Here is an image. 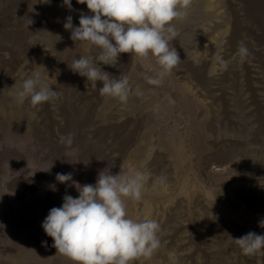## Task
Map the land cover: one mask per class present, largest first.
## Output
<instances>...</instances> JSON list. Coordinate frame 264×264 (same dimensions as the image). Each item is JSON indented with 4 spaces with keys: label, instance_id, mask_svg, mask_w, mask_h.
<instances>
[{
    "label": "rangeland",
    "instance_id": "obj_1",
    "mask_svg": "<svg viewBox=\"0 0 264 264\" xmlns=\"http://www.w3.org/2000/svg\"><path fill=\"white\" fill-rule=\"evenodd\" d=\"M186 12L172 22L177 35L169 42L181 61L150 85L144 76L160 71L155 57L122 53L105 65L98 47L70 38L66 18L79 26L81 13L92 15L86 4L0 0V187L52 209L79 195L57 173L94 185L103 170L140 171L142 198L126 199L127 213L155 219L160 246L134 264H264V249L246 256L234 241L264 235V0H189ZM52 40L66 42L69 56L52 54ZM241 42L249 53L243 60ZM80 56L112 79L127 75L142 95L127 103L101 96L102 82L93 87L70 69ZM34 71L58 98L35 107L17 101ZM22 116L30 119L19 132L25 139L7 129L5 137L2 120L12 128ZM68 133L70 146L60 142Z\"/></svg>",
    "mask_w": 264,
    "mask_h": 264
},
{
    "label": "clouds",
    "instance_id": "obj_2",
    "mask_svg": "<svg viewBox=\"0 0 264 264\" xmlns=\"http://www.w3.org/2000/svg\"><path fill=\"white\" fill-rule=\"evenodd\" d=\"M77 2L86 4L92 15L81 13L79 26H74L72 16H68L64 28L70 30L74 42L98 47L97 61L115 66L122 53L140 58L151 55L160 71L156 76H144L150 85L161 84L163 77L181 61L176 48L170 47L169 42L177 35L172 22L187 14L189 0ZM63 6L71 9L72 0H63ZM238 54L242 60L249 54L243 42L238 47ZM220 62L227 66L223 60ZM69 67L74 73L86 77L93 87L98 81L102 82L101 96L127 103L130 95H142L132 88L127 75L112 79L87 56L74 59ZM14 96L20 103L29 99L35 107L58 98V92L45 82L40 71H34L23 80ZM60 142L70 146L73 134H62ZM146 179L140 171L133 176H123L103 170L94 185H81L73 180L72 173H57L56 180L71 182L79 195L75 198L65 195L62 205L50 209L43 221L42 227L53 239V247L73 264H134L141 257H151L160 246V224L151 218L138 220L129 217L126 205V199L138 201L142 198ZM260 226L264 227V221ZM234 241L246 256L264 249V235L255 232Z\"/></svg>",
    "mask_w": 264,
    "mask_h": 264
},
{
    "label": "water",
    "instance_id": "obj_3",
    "mask_svg": "<svg viewBox=\"0 0 264 264\" xmlns=\"http://www.w3.org/2000/svg\"><path fill=\"white\" fill-rule=\"evenodd\" d=\"M197 8L199 12L200 6ZM47 43L52 54L69 56L70 46L63 40H52ZM19 118L12 128L2 120L4 136L11 137L10 134H5L7 129L12 135L14 132L16 138L25 139V135L19 132L26 128L30 119L28 116ZM71 196L76 197L75 194ZM49 211L50 207L45 206L40 199L21 200L7 195L0 187V245H7L4 252L0 251V264H73L67 257L59 254L53 245L48 246L51 245L50 240L45 236L47 234H44L46 232L42 223ZM167 258L170 261L173 259L169 254Z\"/></svg>",
    "mask_w": 264,
    "mask_h": 264
}]
</instances>
